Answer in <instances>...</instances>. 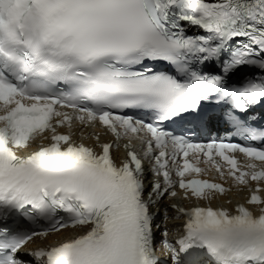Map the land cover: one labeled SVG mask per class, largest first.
Listing matches in <instances>:
<instances>
[{"label":"snow or ice","instance_id":"6c2138e0","mask_svg":"<svg viewBox=\"0 0 264 264\" xmlns=\"http://www.w3.org/2000/svg\"><path fill=\"white\" fill-rule=\"evenodd\" d=\"M0 264H264V0H0Z\"/></svg>","mask_w":264,"mask_h":264}]
</instances>
